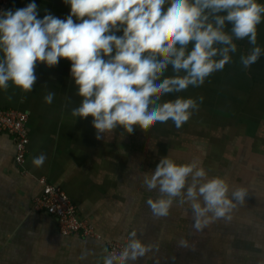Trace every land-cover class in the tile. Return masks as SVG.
Here are the masks:
<instances>
[{
    "label": "crops",
    "instance_id": "crops-1",
    "mask_svg": "<svg viewBox=\"0 0 264 264\" xmlns=\"http://www.w3.org/2000/svg\"><path fill=\"white\" fill-rule=\"evenodd\" d=\"M29 2L11 0L8 9ZM35 2L38 18L70 13L63 0ZM235 42L238 52L222 71L183 92L197 99L199 108L186 122V145L181 146L185 163L198 160L209 176L247 189L230 221L211 220L202 232H193L190 215L176 204L168 217H155L146 201L158 193L142 187L140 176L157 164L143 162L141 148L133 145L141 143V122L136 130L127 125L126 131L96 139L91 116H71L81 98L70 61L62 58L54 67L36 65L31 92L11 84L0 91V109L25 113L29 134L25 162L18 166L13 137L0 132V264H103L107 244L123 246L132 229L153 245L139 264H264V55L244 69L239 56L252 46L247 39ZM257 43L264 48V22L257 26ZM48 92L55 93L51 104L44 101ZM42 153L44 165L34 166L33 157ZM42 178L67 193L100 240L63 236L57 220L35 208ZM181 238L193 241L194 249L178 247ZM85 251L89 255L82 261Z\"/></svg>",
    "mask_w": 264,
    "mask_h": 264
},
{
    "label": "clouds",
    "instance_id": "clouds-1",
    "mask_svg": "<svg viewBox=\"0 0 264 264\" xmlns=\"http://www.w3.org/2000/svg\"><path fill=\"white\" fill-rule=\"evenodd\" d=\"M70 13L38 18L35 0L15 10H0V91L9 85L31 92L38 63L54 67L70 61V76L79 96L74 118L92 117L96 139L125 125L146 126L172 121L182 127L198 110L197 99L179 94L200 87L222 71L238 52L235 41L252 46L239 56L248 69L264 48L257 43V26L264 22L262 0H63ZM48 92L44 101L53 102ZM173 96L174 98H166ZM203 102V97L199 98ZM45 154L33 157L44 165ZM201 162L177 163L162 157L143 171L141 186L158 196L146 201L157 218L168 217L174 204L190 215L193 232L211 220L230 221L237 203L248 195L221 176H209ZM186 206V207H185ZM177 246L193 248L181 238ZM153 251L132 229L122 248L106 250L103 264H139ZM89 253L83 252L80 260Z\"/></svg>",
    "mask_w": 264,
    "mask_h": 264
},
{
    "label": "built area",
    "instance_id": "built-area-1",
    "mask_svg": "<svg viewBox=\"0 0 264 264\" xmlns=\"http://www.w3.org/2000/svg\"><path fill=\"white\" fill-rule=\"evenodd\" d=\"M11 0H0V10H7ZM27 115L16 110L0 109V132L13 137L16 146V163L22 166L27 155L29 134L26 128ZM42 193L35 200L34 206L43 210L57 220L58 228L63 236L79 235L84 238L100 240L101 236L83 222L78 215L75 205L65 191L49 185L45 179H40ZM116 242L107 244V250L122 248Z\"/></svg>",
    "mask_w": 264,
    "mask_h": 264
},
{
    "label": "rangeland",
    "instance_id": "rangeland-1",
    "mask_svg": "<svg viewBox=\"0 0 264 264\" xmlns=\"http://www.w3.org/2000/svg\"><path fill=\"white\" fill-rule=\"evenodd\" d=\"M183 92L174 95L184 96ZM166 98L170 99L174 97L170 96ZM121 129L126 131L127 125L122 128H117L113 133L117 134V131H120ZM128 131L130 132L131 130H127V133L124 134H128ZM185 134L186 123L182 127L177 128L172 121L156 123L151 127L146 126L141 122V143L136 141L133 142V145H137L136 147L141 148V160L145 163L158 164L159 160L164 157L161 156V158L158 159L157 154L159 153H164L177 163H185L184 160H186V153L184 148H182L186 145V140L184 139Z\"/></svg>",
    "mask_w": 264,
    "mask_h": 264
}]
</instances>
